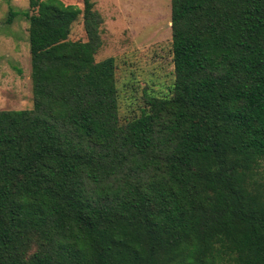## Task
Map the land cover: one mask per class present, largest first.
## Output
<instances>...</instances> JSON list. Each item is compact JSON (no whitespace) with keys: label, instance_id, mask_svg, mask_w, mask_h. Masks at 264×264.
Returning <instances> with one entry per match:
<instances>
[{"label":"trees","instance_id":"1","mask_svg":"<svg viewBox=\"0 0 264 264\" xmlns=\"http://www.w3.org/2000/svg\"><path fill=\"white\" fill-rule=\"evenodd\" d=\"M83 2L9 8L33 105L0 110V264H264V0H171L173 84L132 117Z\"/></svg>","mask_w":264,"mask_h":264},{"label":"rangeland","instance_id":"2","mask_svg":"<svg viewBox=\"0 0 264 264\" xmlns=\"http://www.w3.org/2000/svg\"><path fill=\"white\" fill-rule=\"evenodd\" d=\"M63 1L84 7L83 0ZM91 1L102 17V45L95 59L114 58L120 114L136 116L148 95L169 94L173 84L171 0ZM11 7L30 10L29 0H0V110L30 109L33 95L28 21L18 14L7 23ZM85 35L79 17L71 26L69 38L85 40ZM261 163L264 172V160Z\"/></svg>","mask_w":264,"mask_h":264}]
</instances>
